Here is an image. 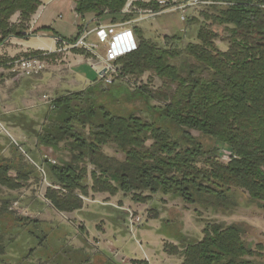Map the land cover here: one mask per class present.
Wrapping results in <instances>:
<instances>
[{
  "label": "trees",
  "instance_id": "16d2710c",
  "mask_svg": "<svg viewBox=\"0 0 264 264\" xmlns=\"http://www.w3.org/2000/svg\"><path fill=\"white\" fill-rule=\"evenodd\" d=\"M127 1L74 0V11L82 20L93 15L123 23L130 17L122 12ZM210 1L215 5L207 8L214 13L205 19L223 29L226 51L216 47L218 35L205 24L199 26L195 42L185 46L182 34L165 36L158 45L134 29L139 34L137 50L115 63L118 75L111 86L118 84L122 92L110 87L99 91L97 80L57 97L39 131L23 115L9 117L8 122L33 135L39 146L68 155L55 165L43 162L50 182L44 199L54 211L80 212L83 198L90 194H121L139 204L160 194L218 211H232L243 199L264 214V0ZM40 5L41 0H0V45L10 38L24 39ZM151 8L156 10V4ZM145 74L158 79L160 87L130 91L116 82L138 81ZM98 93L107 101L97 103ZM133 100L145 102L151 120L125 114L123 105ZM152 101L158 105L151 106ZM108 102L124 114H113ZM107 146L123 159L106 155ZM219 148L231 153L227 163L219 160ZM29 168L40 174L33 164ZM11 171V163L2 159L0 189L19 190L31 174L17 170L11 177ZM9 204L7 198L0 199V229L10 225ZM27 222L32 221H15ZM246 228L241 223H208L200 240L180 242L166 252L179 257L180 264H264V245L247 242ZM2 239L0 256L5 248Z\"/></svg>",
  "mask_w": 264,
  "mask_h": 264
},
{
  "label": "rangeland",
  "instance_id": "374dc122",
  "mask_svg": "<svg viewBox=\"0 0 264 264\" xmlns=\"http://www.w3.org/2000/svg\"><path fill=\"white\" fill-rule=\"evenodd\" d=\"M74 9L73 4L75 13ZM213 13L212 8H191L185 14L186 21L181 20L178 12L165 13L143 20H137L139 19L138 14H126L130 15L129 19L118 24L128 23L131 27L136 26L142 39L158 45L162 44L165 36L182 34L184 35L183 46L194 43L199 26L205 24L218 35L215 41L216 47L220 51H226L227 44L222 41L226 36L223 29L211 25V22L205 19L206 15ZM75 15L80 17L77 13ZM193 19L197 23L190 24L188 21ZM80 20L82 27L86 21L81 17ZM95 20L96 17L93 16L91 22ZM29 23L24 33L25 37L33 34ZM80 26L78 27L79 33L82 30ZM93 27L94 25H89V28ZM92 34L94 36H89L86 41L96 44L94 31ZM11 39L13 38L7 39L0 45L2 55L0 62L32 56L31 53L34 51L19 54L18 41L10 42ZM30 41L34 42L37 39ZM43 42L51 44L50 40H43ZM58 49L52 54L49 53L48 56H46L47 52L40 51L42 54L38 57L47 60L48 65L41 74L32 78L6 77L7 79L0 81V161L5 159L11 163L13 167V171L9 174L11 177H15L17 170L31 172L27 182L22 183L21 189L16 191L0 189V199L7 198L10 202V225L5 226V229L9 227L10 235L5 246L10 252L4 258L5 262L10 264H42L43 262H48L46 264H180L181 259L168 255L166 250H170V247L174 245L179 246L180 242L187 244L200 240L202 230L208 223L244 224L247 227V242L253 247L258 243L264 245V214L256 206L247 204L243 199L239 200V204L232 211H229V208L226 211H218L197 205L190 206L180 199H172L160 194L153 196L152 200L146 204L134 203L129 197L125 198L121 194L114 197L108 194H90L87 198H83L84 207L80 212L60 214L54 211L44 199L45 189L50 186V182L45 178L47 171L43 163L44 157L51 158L57 164L61 159L67 160V153L61 149L53 152L51 149L39 146L36 138L33 135H27L21 128L15 133L11 129L15 124L8 121L11 115H23L36 123L35 130L39 131L40 125L44 123L46 115L49 114L51 102L70 92L85 89L99 80V76L91 68L95 61L92 54L82 49H75L86 53L83 56L88 66L83 68L84 77L81 80L80 72L72 73L74 67L71 68L68 61L70 58L68 53L72 54L75 50L57 52ZM96 52L102 56L104 48L99 46ZM71 63L76 65L75 61ZM116 78V76L113 77L112 83ZM84 80H86L85 83H83ZM116 82L126 84L130 91L140 86H146L149 91H154L161 84L158 79H151L149 74H145L138 81L125 79ZM97 87L99 91L106 87L119 92L123 91L118 84L106 85L102 80ZM99 93L97 103L107 101L101 98ZM114 104V102H108V109L113 114L123 115L124 113ZM150 105L157 106L158 104L152 101ZM123 108H125V114L132 113L142 119L151 120L147 105L142 100L128 102L127 105H123ZM172 131L178 134L173 128ZM190 134L193 137H199L196 132H190ZM202 141L208 143L206 139ZM222 151L224 149L219 148V155ZM103 152L119 160L123 159L122 154L116 153L110 146L104 147ZM220 158L221 162L227 163L222 161L223 157ZM32 162H35L36 166ZM32 164L42 169L43 173L39 170L40 174L32 172L29 168ZM130 213L140 218V221L132 228L128 220ZM18 219H27L32 222L17 224L15 221ZM103 228H111L112 233L113 229H117L116 240L118 241L113 243L112 236L99 235L98 230ZM145 232H147L146 236L143 234ZM161 240L164 243V255L161 250ZM107 250L110 252L108 253ZM82 251L88 252L89 255L83 254ZM145 251L153 255V258L150 261L145 260L147 262L139 261V259H144Z\"/></svg>",
  "mask_w": 264,
  "mask_h": 264
},
{
  "label": "built area",
  "instance_id": "2783aa9c",
  "mask_svg": "<svg viewBox=\"0 0 264 264\" xmlns=\"http://www.w3.org/2000/svg\"><path fill=\"white\" fill-rule=\"evenodd\" d=\"M153 1L157 6L156 10L152 8H137L134 6L135 0H128L122 12L131 15L138 14L139 19L137 20L155 17L165 13L178 12L181 20L186 21L185 14L189 9L215 5V3L210 0ZM77 18L80 20V17L77 16ZM81 29V32L74 37L73 40L69 41L58 38L57 43L59 49L57 52L75 49H82L89 52L95 57V61L91 65V68L99 76V80H102L106 85H111L113 77H117L118 75V67L115 64L117 60L137 50L138 40L133 28L128 23H124L99 27L92 31H88L83 25ZM112 29H117V31L111 32ZM93 31L96 38V44L87 43L86 40ZM99 46L104 48L102 56L98 55L96 52ZM48 55L49 53L46 56ZM47 66V60L38 56L18 57L9 61L0 62V81L7 79L6 77H12L14 79L32 78L44 72L47 69ZM49 109H53L52 102ZM220 157L224 158L222 161L228 162L231 158V153L224 149L219 155V158ZM44 158L48 163L55 165V161L51 158L47 156ZM32 163L36 166L34 162ZM37 169L43 173L42 169L39 167H37ZM128 218L130 228L140 221V218L136 217L133 213H130Z\"/></svg>",
  "mask_w": 264,
  "mask_h": 264
},
{
  "label": "crops",
  "instance_id": "0c3cea01",
  "mask_svg": "<svg viewBox=\"0 0 264 264\" xmlns=\"http://www.w3.org/2000/svg\"><path fill=\"white\" fill-rule=\"evenodd\" d=\"M74 0H41V7L38 8L37 12L32 16L31 21L29 23V28L31 29L30 31L33 32V34L29 37H25L24 39H11L12 40H17L18 41V48H19V54H26L30 51H41V52H47L52 54L56 49L59 48V45L57 43V38L61 37L63 39H72L76 37L79 34V29L78 27L81 25L82 21L77 18L75 13L73 12V2ZM139 4L143 5L144 8H151V4H155L153 0H135L134 6L138 7ZM138 5V6H137ZM126 6V5H125ZM142 7V6H141ZM124 10V9H123ZM122 10V11H123ZM131 15V14H130ZM133 15V14H132ZM93 19V15H87L84 18V27L88 31H92L95 28L99 27H105L108 25H117L118 23L112 24L111 23V18L110 17H105L102 19H96L94 22H91ZM83 21V22H84ZM136 21V20H134ZM83 25V24H82ZM89 25L93 26V28H89ZM136 26H132L133 30L136 29ZM117 31V29H112L111 32ZM54 33V34H53ZM90 36H94L93 34ZM136 37H139V34ZM95 38V37H94ZM31 39H37V41L31 42ZM43 40H50L51 44H45ZM69 52L68 54L70 55L68 61L70 62L71 68H73L72 73L74 71L80 72V78L84 77L83 74V68L85 66H88L87 63L84 61V56L75 53ZM49 54V55H50ZM67 54V55H68ZM73 57V59L71 58ZM0 58H2V55L0 54ZM75 61L76 65H74L73 62ZM90 68V67H89ZM91 69V68H90ZM92 70V69H91ZM93 71V70H92ZM94 72V71H93ZM95 74V73H94ZM86 80L83 81L85 83ZM89 85V84H88ZM84 89V88H83ZM82 88L79 89L78 91L83 90ZM15 133L20 131L19 127L13 126L11 128ZM61 214V213H60ZM73 214V213H72ZM5 226H8L5 225ZM3 226L0 229V236H3L2 239V246H5V243L9 239V227ZM97 232L101 236H112L111 239L113 243L116 241V236H118V231L117 229H113V233L111 232V228H103L101 230H98ZM147 232L143 233L144 235ZM146 236V235H145ZM161 246H162V254L164 255L163 251V240H161ZM113 245V244H112ZM111 245V246H112ZM113 247V246H112ZM10 251L6 249V246L4 248L3 254L0 256V264H10L9 262H5L4 258H6L7 254ZM109 253L110 251L107 250ZM83 254H86L87 256L89 255L88 252L82 251ZM144 259H139V261H145L148 260L150 261L153 258V255H151L148 251L144 252ZM147 262V261H145ZM48 262H43L42 264H46Z\"/></svg>",
  "mask_w": 264,
  "mask_h": 264
}]
</instances>
